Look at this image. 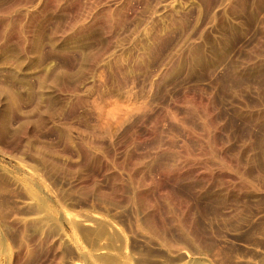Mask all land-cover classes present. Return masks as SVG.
Listing matches in <instances>:
<instances>
[{"label": "rangeland", "instance_id": "rangeland-1", "mask_svg": "<svg viewBox=\"0 0 264 264\" xmlns=\"http://www.w3.org/2000/svg\"><path fill=\"white\" fill-rule=\"evenodd\" d=\"M0 264H264V0H0Z\"/></svg>", "mask_w": 264, "mask_h": 264}]
</instances>
